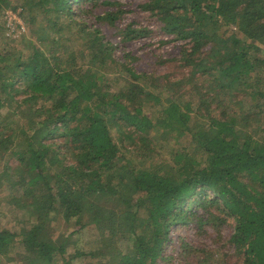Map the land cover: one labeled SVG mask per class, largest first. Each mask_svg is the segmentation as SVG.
Here are the masks:
<instances>
[{"label": "trees", "instance_id": "obj_1", "mask_svg": "<svg viewBox=\"0 0 264 264\" xmlns=\"http://www.w3.org/2000/svg\"><path fill=\"white\" fill-rule=\"evenodd\" d=\"M79 1L0 0V35L6 11L45 23L20 47L0 42V180L33 219L0 228V264H159L171 228L203 220L194 202L233 222L239 264H264V0H144L183 45L186 74L162 83L118 61L102 30L76 19ZM66 18L73 49L58 39ZM245 94L231 111L224 97ZM56 136L70 144L68 163L44 142ZM167 143L179 144L168 156ZM57 219L75 227L62 240ZM88 223L102 244L91 250L78 236Z\"/></svg>", "mask_w": 264, "mask_h": 264}, {"label": "rangeland", "instance_id": "obj_2", "mask_svg": "<svg viewBox=\"0 0 264 264\" xmlns=\"http://www.w3.org/2000/svg\"><path fill=\"white\" fill-rule=\"evenodd\" d=\"M12 1V5H21L23 2V0ZM143 2L144 0H88L86 2H74L70 8L72 12H76L77 20H82V18L86 20L88 29L94 26L102 30L101 33L113 44L112 53L114 57L118 61H123L126 66H132L134 70L148 73L153 77H161L157 83H162L164 78L172 80L175 77L182 76L183 73L186 74L185 63L180 59L182 58V41L171 40L172 36L165 34L160 29L161 23L156 16L142 8ZM20 12L19 9L11 10L15 18L9 22H7V13L9 14L10 11L4 13L5 29L4 34L0 35L2 47L6 46L8 49L20 47L21 44H25L26 41H30L35 36L32 28L35 30L36 26L45 25L41 16L35 17L32 25L27 11H24L22 15L19 14ZM106 12L113 15L114 19L111 17L104 20L95 18L104 15ZM17 20L21 21L22 27L17 23ZM67 20V18L62 19V21L58 19V22H62V28H64L61 33H57L59 35L58 39L61 38L60 41L65 48L70 46L73 49L77 45H72V42L69 41L74 35L68 31V27L65 25ZM8 26L11 28H8ZM128 27L142 29L140 31L142 34H135L134 37L123 40L124 31ZM230 30L236 31L232 27H229ZM237 34L242 36L240 33ZM257 46L259 49L264 48V45L260 43ZM74 51H77V48ZM188 87H190L189 84ZM187 94L188 92L184 96L186 101L188 100ZM211 94L212 91L209 95L211 96ZM241 97L243 103L245 100L250 101L248 94L237 95L236 98L225 96L224 100L232 111L235 110V106L245 108V106L238 104ZM153 111H155V108ZM204 121V118H197L199 126H201L200 122L204 123ZM46 141H52L60 154H67L60 156L62 160L69 157L70 144L63 137L56 136L44 142ZM179 142L185 144L187 140L181 138ZM164 145L166 156H168L169 150L179 146L178 143ZM133 150L134 148L128 152ZM195 155L197 158H203L199 154ZM126 157L132 160L136 159V155L133 156L130 153ZM155 158H157L156 161L159 160L158 153ZM8 163L15 166L17 162L10 156ZM65 163H68V161L66 160ZM0 165L3 168V162ZM0 182V228L17 229L31 223L33 219L29 213V207L19 209L11 205L8 201L11 198L9 182L3 180H0ZM188 208L196 213L195 218L201 215L203 220L197 222L195 219L191 221L186 219L178 225H174L170 231L171 240L164 248L166 256L159 264H239L241 256L235 252L229 241L233 222L231 224V220L227 218L225 213L214 211V216L210 215L205 210L213 211L212 207L204 209L196 202L189 204ZM74 228L73 223L66 225L60 219L54 220L52 236L57 240H62L61 236L67 237ZM78 236L81 243L84 241L83 246L87 250L102 246L96 231L90 223L78 233ZM16 251L17 249L11 251L9 256H15Z\"/></svg>", "mask_w": 264, "mask_h": 264}, {"label": "built area", "instance_id": "obj_3", "mask_svg": "<svg viewBox=\"0 0 264 264\" xmlns=\"http://www.w3.org/2000/svg\"><path fill=\"white\" fill-rule=\"evenodd\" d=\"M13 18H15V16L11 13V11H10L9 14L7 13V22H9ZM17 23H19L21 25V27H22V23H21L20 20H17ZM8 28H11V27L8 26ZM8 34H9V32H8Z\"/></svg>", "mask_w": 264, "mask_h": 264}]
</instances>
